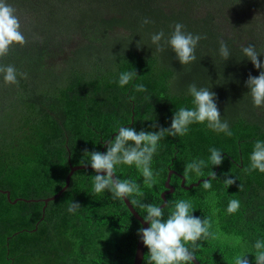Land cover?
<instances>
[{
	"label": "trees",
	"instance_id": "obj_1",
	"mask_svg": "<svg viewBox=\"0 0 264 264\" xmlns=\"http://www.w3.org/2000/svg\"><path fill=\"white\" fill-rule=\"evenodd\" d=\"M8 3L16 9L27 43L14 45L0 63L14 65L27 78L18 75V85H8L0 75V264H134L142 224L124 199H113L107 190L94 192L93 169L75 171L68 189L45 211L39 199L66 185L71 165L89 162L85 150L106 152V141L119 127L170 128L175 111L194 107L188 92L192 83L216 94L221 119L233 134L217 133L205 123L190 125L185 136L162 139L152 160L159 173L152 187L144 185L135 165H117L116 175L140 185L141 203L160 206L172 171L175 190L167 194L164 218L176 201H190L193 216L209 218L210 231L218 236L197 242L201 264H235L240 254L255 264L254 244L264 240V173L245 169L254 143L264 141V109L254 107L246 81L264 69L244 57L242 46L254 45L264 54V0ZM176 23L206 37L195 50L196 61L187 65L165 43ZM160 31L163 51L151 41ZM221 40L229 48L227 61L219 52ZM259 59L264 63V55ZM133 70L138 77L121 87L120 74ZM136 84L147 90L136 91ZM211 148L222 152V164L209 162L204 176H186V165L207 162ZM212 171L217 179L205 190L202 183ZM225 178L236 182L227 188ZM183 179L186 186L204 180L186 188ZM6 191L12 200L39 201L12 203ZM232 199L240 201V208L229 214ZM71 202L81 207L69 212ZM148 251L142 264H148Z\"/></svg>",
	"mask_w": 264,
	"mask_h": 264
},
{
	"label": "clouds",
	"instance_id": "obj_2",
	"mask_svg": "<svg viewBox=\"0 0 264 264\" xmlns=\"http://www.w3.org/2000/svg\"><path fill=\"white\" fill-rule=\"evenodd\" d=\"M144 24L149 21L145 19ZM199 34H192L185 31V26L176 23L174 31L165 40L174 51L181 65H187L196 61L195 50L201 39ZM165 39L163 31L154 33L151 36L153 44L157 45V51H163L161 41ZM27 39L21 31V22L16 14V9L8 3V0H0V59L9 55L14 45L23 47ZM219 52L223 59L229 60L230 52L228 45L221 40ZM244 57L251 61L256 69H264V63L259 59L264 55L258 52L254 45L242 46ZM0 75L3 76L5 84L13 85L19 83L17 77L27 78V73H18L14 65L0 63ZM137 76L135 70L120 74L119 85L121 87L131 83ZM246 86L252 98L255 108L264 109V70L253 77L249 75ZM135 90L144 92L147 89L143 84H136ZM188 92L192 96L193 108L181 107L175 111L170 128H159V131H137L134 127H119L114 139L106 141V152H88L91 168L95 171L93 177V190L101 194L106 190L112 194L113 199L132 198L130 202L146 211L143 217L149 227L140 228L138 235H141L143 244L148 248V264H193L196 257V250L201 245L198 241L216 239V233L210 231L212 222L209 218H197L193 216L194 208L190 201L178 200L174 203L167 219L164 218L162 207L153 204L141 203L140 199L144 193L140 185L133 180H121L116 175L117 165L133 166L140 171L143 183L152 187L158 182L159 173L154 172L152 160L157 153L159 142L168 137H182L188 134L189 126L192 124H205L217 133H224L231 136L227 120L221 119V114L216 103V94L208 88H197L195 83L188 86ZM132 99H135L134 97ZM153 128L159 127L157 124ZM211 155L209 160H197L186 165L185 175L195 173L197 177L204 176L203 168L208 163L219 166L223 162L221 151L216 148L209 149ZM258 170L264 173V141L257 140L254 143L250 155V167L245 169L251 173ZM103 173V174H101ZM211 179H205L202 187L205 190L211 189L212 180L217 179L212 171L209 173ZM237 179V178H236ZM235 179L225 178L223 184L228 188L235 183ZM242 190V185L239 186ZM135 197V198H133ZM79 203L71 202L68 211L75 212L80 208ZM240 208V201L232 199L228 203L227 212L236 213ZM255 264H264V240H257L254 244ZM247 254L237 255L235 264H250L246 258Z\"/></svg>",
	"mask_w": 264,
	"mask_h": 264
},
{
	"label": "water",
	"instance_id": "obj_3",
	"mask_svg": "<svg viewBox=\"0 0 264 264\" xmlns=\"http://www.w3.org/2000/svg\"><path fill=\"white\" fill-rule=\"evenodd\" d=\"M107 146V145H105ZM103 153H104V149H103ZM80 169H92L91 168V165L90 164H84V165H71V170L69 172V174L67 175V178H66V185L55 195L53 196H50V197H47V198H44V199H39V200H42L45 205H44V211L48 205V203L52 200H55L56 198H58L66 189H68V187L70 186V183H71V177L72 175L74 174L75 171L77 170H80ZM172 171L169 173L168 175V178L166 180V191H164L162 193V199H163V203L160 205V207H165L167 205V194H170L172 193L175 188L171 185L170 181H171V175H172ZM103 174V173H101ZM204 179H200L197 183H193L189 186H186L185 185V179H183V182H182V185L185 186L186 188H191L192 186H196L199 184V182L203 181ZM7 193V196H8V199L12 202V203H16L18 202L19 200H24V201H39L38 199H25V198H17L15 200H12L10 198V192L9 191H6ZM126 205L129 207L130 211L134 214V216L141 222L142 224V227L143 228H147L149 227L148 223H146L143 219V216H141L139 214V212L134 208L133 204L130 202V199L129 198H125L124 199ZM44 217V215H43ZM145 250H146V246L143 244L142 242V237L141 235H139L138 237V242H137V248H136V253H135V260H134V264H142L143 263V260H144V256H145ZM194 264H201V262L198 260V258H196L194 261H193Z\"/></svg>",
	"mask_w": 264,
	"mask_h": 264
}]
</instances>
